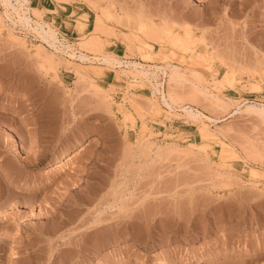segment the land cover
Listing matches in <instances>:
<instances>
[{"label":"rangeland","instance_id":"rangeland-1","mask_svg":"<svg viewBox=\"0 0 264 264\" xmlns=\"http://www.w3.org/2000/svg\"><path fill=\"white\" fill-rule=\"evenodd\" d=\"M28 7L60 40L0 1V264H264V0Z\"/></svg>","mask_w":264,"mask_h":264},{"label":"bare ground","instance_id":"bare-ground-1","mask_svg":"<svg viewBox=\"0 0 264 264\" xmlns=\"http://www.w3.org/2000/svg\"><path fill=\"white\" fill-rule=\"evenodd\" d=\"M0 1H2V2H4V4L8 7V8H13L14 10L16 9L17 10V15L19 16V23H22V24H24L25 26H27V25H29L30 27L32 26V24H33V22H35V24H37V27H36V29L38 28V30H40V31H38V32H40L41 34H42V36L44 37V39H45V41H48V40H50V41H53L55 44H56V42L57 41H59L60 39H59V37H58V35H57V33H56V31L51 27V26H49L48 24H46L47 22L46 21H40V20H35L34 18H33V16H32V13H31V8L30 7H28V2H29V0H0ZM19 10V11H18ZM21 10H22V12H21ZM15 13H16V11H15ZM109 14V13H108ZM41 16V15H40ZM107 16V15H106ZM111 16V15H110ZM110 16H107L109 19L110 18H112V17H110ZM113 16V15H112ZM98 18H97V22H98V25H101L102 24V17L101 16H97ZM87 20V19H86ZM73 21H77L78 22V19H73ZM34 25V24H33ZM46 25L47 26H49V27H46ZM28 26V27H29ZM35 27L33 28V29H35ZM36 29H35V31H36ZM167 31V28L165 27L163 30H161L158 34H155V33H153L152 32V34H154V35H160L161 33H164V32H166ZM40 34V35H41ZM96 36H97V34H96ZM152 36V35H151ZM150 36V37H151ZM94 37H95V35H94ZM93 37V38H94ZM153 37V36H152ZM96 38V37H95ZM94 38V39H95ZM99 38V37H98ZM93 39V40H94ZM97 40V39H96ZM98 41L99 40H97L96 41V45L99 47V44H97L98 43ZM58 43V42H57ZM55 44H53V45H55ZM52 45V44H51ZM56 45H58V44H56ZM60 46H61V44H59ZM63 45H64V43H63ZM62 45V46H63ZM70 45V44H69ZM101 45V44H100ZM64 46H66V45H64ZM71 46V45H70ZM54 47V46H53ZM58 47V46H57ZM68 47V46H67ZM101 47V46H100ZM60 48V47H59ZM63 48H65V47H63ZM69 48V47H68ZM67 48V49H68ZM60 49H62V48H60ZM70 49V48H69ZM63 50V49H62ZM64 52V51H63ZM81 57L82 58H84V59H89V57H87V54H84V53H82L81 52ZM103 59H104V63H107V64H111V65H115L116 63H119V64H123V62H125V61H123V60H121L120 58H117L115 55L114 56H112L111 54H105L104 53V56L102 57ZM103 62V61H102ZM130 67H131V64H132V66H133V68L132 69H136V71H137V75L139 76L140 75V77H142L144 80H145V78L147 79V80H149V82L151 81V79L155 76L156 77V75L154 74L155 72H157V71H155V72H153V70H152V72H153V74L151 73V69L149 70V68H144V66L145 65H142V64H140V63H137V62H135L134 61V63H127ZM159 67H161V66H159ZM158 67V68H159ZM166 68V67H165ZM164 68V69H165ZM134 69V70H135ZM162 69V68H161ZM135 71V72H136ZM192 78L193 79H190V78H188L187 77V75H186V73L185 72H182L181 71V69H180V67L179 66H173L172 67V74H171V76H170V78H178L179 80L181 79V81H185V82H188V81H190V82H192L193 83V86H197L198 88H199V85L201 84V80H202V73L201 72H199L198 70H195V69H193L192 71ZM142 75V76H141ZM158 75L159 74H157V77H158ZM173 75V76H172ZM142 78H141V80H142ZM159 78V77H158ZM171 80V79H170ZM204 80V79H203ZM146 81V80H145ZM200 82V83H199ZM203 82V81H202ZM152 83V82H151ZM157 83V82H156ZM156 83L154 84V85H156ZM197 83H199V85H197ZM153 84V83H152ZM159 84H160V82H159ZM154 85H152V86H154ZM157 86H159L158 85V83H157ZM196 87V89H198ZM155 88H157L158 89V87H155ZM206 89V88H205ZM155 91V90H154ZM158 92H159V89H158ZM201 92H203L202 91V88H201ZM205 92H207V93H209L208 92V90L206 89L205 90ZM204 92V94H207V93H205ZM171 93V92H170ZM154 94H155V92H154ZM172 94V93H171ZM171 94H169V95H171ZM209 95V94H208ZM173 96V95H172ZM172 96H168L169 98H170V100L171 101H173L174 103L176 102V103H178L177 101H175L173 98H172ZM215 96V95H214ZM216 97H219V96H216ZM215 97V98H216ZM164 98V97H163ZM220 99H222V98H220ZM166 99L164 98V101H165ZM167 100H169V99H167ZM170 100L167 102V104H169L168 106H170V107H172L173 108V103L172 102H170ZM221 101H223V100H221ZM227 105L228 103H226V102H223V105ZM177 105V104H176ZM179 106V105H178ZM169 107V108H170ZM175 108V107H174ZM249 111H253V112H258V114H260V115H262V116H264V104H262L261 106H259V105H256V104H249L247 107H246ZM185 111L188 113V116H190V118H193V119H198V118H201V117H203V114L200 112V111H198V110H195V109H193V108H188V107H186L185 108ZM208 130V129H207ZM206 130V131H207ZM214 134H212L209 130L207 131V132H205V134H204V136L205 137H207V138H210V137H212ZM66 150V149H65ZM67 151H64V153H66ZM77 152H80L79 150L77 151ZM77 152L75 153V154H77ZM74 154V155H75ZM65 158L66 157H64L63 156V154H61L59 157H58V161L54 164V165H52V166H54L52 169H54V168H60L61 167V164H60V161H62V160H65ZM62 168V167H61ZM60 168V169H61ZM59 170V169H58ZM76 191V190H75ZM89 192H90V190H89ZM92 192V191H91ZM77 194V193H76ZM93 193H91L90 195H92ZM89 195V194H88ZM89 195V196H90ZM90 198H92V197H90ZM80 200V199H79ZM88 200V199H87ZM87 200H86V202H87ZM76 202V201H75ZM80 202V201H79ZM76 204V203H75ZM79 204V203H78ZM80 205V204H79ZM134 222V221H133ZM135 223V222H134ZM144 224H145V226H146V223L144 222ZM135 225V224H134ZM133 225V226H134ZM128 226V225H127ZM137 226V225H136ZM143 227H144V225H143ZM100 228H102V227H100ZM145 228V227H144ZM97 229V228H96ZM101 230V229H100ZM97 231V230H96ZM98 231H99V229H98ZM8 232L5 234V236H7V238H10V236L8 237ZM4 238H6V237H4ZM170 259H164V261H161V262H159L158 264H169V261ZM90 264V263H89ZM107 264H119L118 263V261H112V262H109V263H107Z\"/></svg>","mask_w":264,"mask_h":264}]
</instances>
